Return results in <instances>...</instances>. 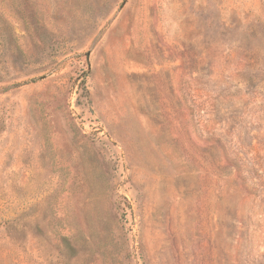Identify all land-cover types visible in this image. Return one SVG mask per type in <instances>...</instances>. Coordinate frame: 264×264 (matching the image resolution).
<instances>
[{
	"label": "rangeland",
	"instance_id": "1",
	"mask_svg": "<svg viewBox=\"0 0 264 264\" xmlns=\"http://www.w3.org/2000/svg\"><path fill=\"white\" fill-rule=\"evenodd\" d=\"M0 264H264V0H0Z\"/></svg>",
	"mask_w": 264,
	"mask_h": 264
}]
</instances>
